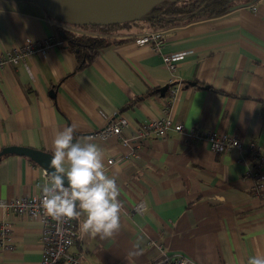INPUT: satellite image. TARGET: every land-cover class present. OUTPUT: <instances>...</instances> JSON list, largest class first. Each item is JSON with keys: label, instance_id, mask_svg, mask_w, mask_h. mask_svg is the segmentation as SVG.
I'll list each match as a JSON object with an SVG mask.
<instances>
[{"label": "crops", "instance_id": "obj_1", "mask_svg": "<svg viewBox=\"0 0 264 264\" xmlns=\"http://www.w3.org/2000/svg\"><path fill=\"white\" fill-rule=\"evenodd\" d=\"M253 6L254 12L238 8L162 31L161 53L183 56L170 72L160 53L134 44L145 33L138 29L112 35L122 42L97 50L76 70V57L56 33L72 29L32 3L0 2V53L45 38L63 42L0 71V200L40 195L50 181L41 167L2 149L52 157L56 133L73 126L76 140L92 138L103 149L123 205L122 227L111 238H90L84 217L73 219L67 252L79 264H160V251L195 264H248L264 256V198L253 195L245 177L252 168L248 146H259L264 156V0ZM172 81L176 91L164 112L150 89ZM117 114L128 127L99 139L96 133ZM165 117L182 131L131 140L135 128ZM192 128L234 137L240 147L212 153L195 139L186 141ZM139 202L140 214L132 211ZM1 225L11 237L0 247V264H37L39 222L1 210Z\"/></svg>", "mask_w": 264, "mask_h": 264}, {"label": "built area", "instance_id": "obj_2", "mask_svg": "<svg viewBox=\"0 0 264 264\" xmlns=\"http://www.w3.org/2000/svg\"><path fill=\"white\" fill-rule=\"evenodd\" d=\"M251 12L255 11L253 5L248 6ZM137 47H146L153 52L160 53L161 61L170 72L176 70L177 64L182 60L181 53L162 54L161 47L163 46L164 34L162 31L145 32L133 40ZM63 42L57 39L45 38L36 40L30 43H24L12 47L11 49L0 53V71L8 66L24 65L26 59L32 55H41L48 52L54 45ZM176 87L170 89L167 98H161L163 111L166 112V106L172 99ZM127 120L120 114L115 115L110 122L101 128L96 136L105 140L110 136H117L121 129L127 128ZM169 131H182V126L179 123H173L169 117L160 120H150L145 122L140 128L134 129V135L131 140L136 143H141L148 136L161 138ZM186 141L197 140L201 144L207 145L209 151L216 154H224L233 148L240 147L239 141L231 136H227L213 131H205L198 133L193 128L185 133ZM248 152L252 163V168L245 173V177L252 181V193L256 197L264 198V171L260 168L264 165V156L259 146L251 143L248 146ZM113 161H107L111 165ZM43 193L21 199L0 200V211L4 210L14 218L24 217L30 220H35L40 224L41 232V257L37 264H79L74 255L68 254V248L73 244L74 240V225L73 220H56L45 213L41 207ZM143 205L139 202L132 211L141 213ZM11 231L9 226H0V247L5 248L10 242ZM160 264H195L192 260L186 257L166 256L162 251Z\"/></svg>", "mask_w": 264, "mask_h": 264}, {"label": "clouds", "instance_id": "obj_3", "mask_svg": "<svg viewBox=\"0 0 264 264\" xmlns=\"http://www.w3.org/2000/svg\"><path fill=\"white\" fill-rule=\"evenodd\" d=\"M75 128L65 127L53 140L50 181L42 188L41 207L56 220L84 217L83 232L90 238L105 239L118 234L123 208L115 176L105 169L103 149L92 138L81 143L74 138ZM67 184V187L65 186ZM248 264H264V256Z\"/></svg>", "mask_w": 264, "mask_h": 264}, {"label": "trees", "instance_id": "obj_4", "mask_svg": "<svg viewBox=\"0 0 264 264\" xmlns=\"http://www.w3.org/2000/svg\"><path fill=\"white\" fill-rule=\"evenodd\" d=\"M256 2L257 0L161 1L150 7L148 11L137 18L106 26L67 25L51 20L59 25L71 29L74 28L72 31L56 29V33H58L61 40L65 43L67 49L76 57L78 61L76 70H79L95 57L97 50L122 42L112 37V35L118 32H126L134 29L145 32L166 31L199 20L216 18L229 11L251 6ZM75 29L81 31V33L75 31ZM175 84L176 82L172 81L166 85L167 89L161 98H167L170 89L176 87ZM159 89H150V93L158 97ZM168 104L166 109L168 108Z\"/></svg>", "mask_w": 264, "mask_h": 264}, {"label": "water", "instance_id": "obj_5", "mask_svg": "<svg viewBox=\"0 0 264 264\" xmlns=\"http://www.w3.org/2000/svg\"><path fill=\"white\" fill-rule=\"evenodd\" d=\"M161 1L178 2L182 0H0V2H28L36 5L50 19L67 25L79 26H106L121 22H126L137 18L143 13L133 14L126 18H110V19H93L89 15L104 10L106 7H122V8H137L146 4L155 5ZM167 87L163 86L159 89V96L163 97ZM10 153L17 156L25 157L31 160L34 164L41 167L44 172L50 177L53 169L50 166V155L41 151L32 150L23 147H7L2 149L1 154ZM67 187V184L65 183Z\"/></svg>", "mask_w": 264, "mask_h": 264}, {"label": "bare ground", "instance_id": "obj_6", "mask_svg": "<svg viewBox=\"0 0 264 264\" xmlns=\"http://www.w3.org/2000/svg\"><path fill=\"white\" fill-rule=\"evenodd\" d=\"M152 4H146L137 8H122V7H114L109 6L105 8V12H107L108 16L110 18H126L128 16H132L133 14H139V13H145L150 9ZM103 16V15H102ZM89 17L93 19H99L100 17H97L95 14L89 15ZM101 19V18H100Z\"/></svg>", "mask_w": 264, "mask_h": 264}, {"label": "rangeland", "instance_id": "obj_7", "mask_svg": "<svg viewBox=\"0 0 264 264\" xmlns=\"http://www.w3.org/2000/svg\"><path fill=\"white\" fill-rule=\"evenodd\" d=\"M93 14H95V15H97V17H100L101 19L103 18V19H110V17L108 16V14H107V12H105L104 10H97V12H95V13H93ZM103 15V16H102ZM59 25V24H58ZM60 26H62V25H60ZM63 27H66V26H63ZM68 29H71V28H69V27H67ZM72 29H74V28H72ZM75 31H77V32H79V33H81V31H79V30H77V29H75Z\"/></svg>", "mask_w": 264, "mask_h": 264}]
</instances>
